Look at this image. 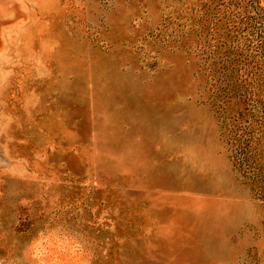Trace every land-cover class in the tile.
<instances>
[{
  "label": "rangeland",
  "instance_id": "obj_1",
  "mask_svg": "<svg viewBox=\"0 0 264 264\" xmlns=\"http://www.w3.org/2000/svg\"><path fill=\"white\" fill-rule=\"evenodd\" d=\"M238 4L0 0V264H264V0Z\"/></svg>",
  "mask_w": 264,
  "mask_h": 264
},
{
  "label": "trees",
  "instance_id": "obj_2",
  "mask_svg": "<svg viewBox=\"0 0 264 264\" xmlns=\"http://www.w3.org/2000/svg\"><path fill=\"white\" fill-rule=\"evenodd\" d=\"M240 1L241 0H228V4H230V5L233 4V7H234L235 4H237L239 8H235V9L233 8V10L234 11L237 10L236 12L240 13L242 11L240 9L241 7L239 6L240 4H238V3H240ZM244 1L246 2L247 5L248 4L250 5V4H253V3H259L260 0H244ZM256 14L258 16L261 15L262 17H264V8L259 7V9L257 10ZM259 38H260V35H259ZM259 42H260L259 44H261L260 47H261V50H262V53H261V55L263 57L262 61L264 62V38L263 39H259ZM235 159L239 163V165L244 164L246 166V168L248 169V173H250V175H254L255 176L256 172H254L255 169H254V167L252 165L253 161H252V158L250 157V155H243V152L238 150V151H236ZM262 182L264 184V179L262 180ZM263 184H262V189L259 190L260 191L259 193H260L261 197H264V185Z\"/></svg>",
  "mask_w": 264,
  "mask_h": 264
}]
</instances>
